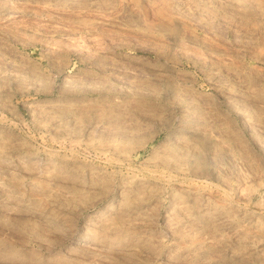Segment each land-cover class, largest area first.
Masks as SVG:
<instances>
[{"label":"rangeland","instance_id":"374dc122","mask_svg":"<svg viewBox=\"0 0 264 264\" xmlns=\"http://www.w3.org/2000/svg\"><path fill=\"white\" fill-rule=\"evenodd\" d=\"M0 264H264V0H0Z\"/></svg>","mask_w":264,"mask_h":264},{"label":"bare ground","instance_id":"6f19581e","mask_svg":"<svg viewBox=\"0 0 264 264\" xmlns=\"http://www.w3.org/2000/svg\"><path fill=\"white\" fill-rule=\"evenodd\" d=\"M130 204V203H129ZM127 205V204H126ZM131 205V204H130Z\"/></svg>","mask_w":264,"mask_h":264}]
</instances>
